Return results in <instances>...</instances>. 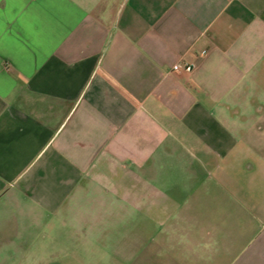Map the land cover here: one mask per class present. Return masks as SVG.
Here are the masks:
<instances>
[{"label":"crops","instance_id":"crops-1","mask_svg":"<svg viewBox=\"0 0 264 264\" xmlns=\"http://www.w3.org/2000/svg\"><path fill=\"white\" fill-rule=\"evenodd\" d=\"M19 213L42 264H264V0H0Z\"/></svg>","mask_w":264,"mask_h":264},{"label":"rangeland","instance_id":"rangeland-1","mask_svg":"<svg viewBox=\"0 0 264 264\" xmlns=\"http://www.w3.org/2000/svg\"><path fill=\"white\" fill-rule=\"evenodd\" d=\"M14 220L15 230L12 232V234L14 235V243L12 242L13 244H10V246L8 247L0 245V253H4L5 250L10 253V255L6 257L3 262H0V264H42L38 263V258H48L49 263H52V260L54 259L53 255L50 257H44V255H41L40 252V245L43 244L41 242L42 238H45L46 234L52 235V231L47 230L44 232L43 230H41V224H27L24 220V216L20 213L14 215ZM15 239L17 241H15ZM0 256L2 255L0 254ZM43 264H45V262H43Z\"/></svg>","mask_w":264,"mask_h":264},{"label":"built area","instance_id":"built-area-1","mask_svg":"<svg viewBox=\"0 0 264 264\" xmlns=\"http://www.w3.org/2000/svg\"><path fill=\"white\" fill-rule=\"evenodd\" d=\"M177 64H174L173 66H172V69H177Z\"/></svg>","mask_w":264,"mask_h":264}]
</instances>
